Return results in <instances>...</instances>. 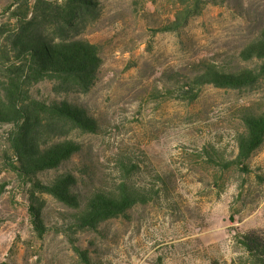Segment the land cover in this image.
<instances>
[{
  "label": "rangeland",
  "instance_id": "rangeland-1",
  "mask_svg": "<svg viewBox=\"0 0 264 264\" xmlns=\"http://www.w3.org/2000/svg\"><path fill=\"white\" fill-rule=\"evenodd\" d=\"M16 1L0 0V25ZM214 1L220 4H209L180 32L159 33L171 19L165 0H97L98 19L83 35L103 57L91 91L58 93L47 81L32 92L79 104L99 123L97 134L74 132L84 153L61 172L89 157L94 172L87 182L113 188L125 158L138 166L131 184L154 199L70 238L62 220L68 209L47 196L49 231L40 238L24 182L10 168L12 126L1 125L0 264H85L76 244L92 264H252L240 239L264 234V146L246 162L248 171L224 164L238 156L241 111L264 109V77L242 90L207 86L193 102L168 94L177 95L201 62L229 70L258 65L240 53L264 28V0Z\"/></svg>",
  "mask_w": 264,
  "mask_h": 264
},
{
  "label": "trees",
  "instance_id": "trees-1",
  "mask_svg": "<svg viewBox=\"0 0 264 264\" xmlns=\"http://www.w3.org/2000/svg\"><path fill=\"white\" fill-rule=\"evenodd\" d=\"M171 19L159 33H178L203 13L214 0H165ZM9 21L0 25V126L11 125L8 146L11 170L24 182L29 216L40 238L49 231L45 221L46 197L64 205L63 230L70 237L84 231H98L101 225L126 217L138 205H148L154 197L143 187L131 184L137 165L119 159L120 181L113 188H98L88 179L94 172L90 158L82 167L65 169L84 153V145L74 132L97 134L99 123L87 109L69 100H43L34 87L51 81L63 94L91 91L103 65L99 45L83 35L98 19L97 0H17L9 7ZM254 68L225 69L201 62L197 73L175 95L182 101L197 100L207 86L242 90L256 86L264 77V28L241 51ZM244 131L238 136V156L222 163L227 168L243 165L264 146V109L241 111ZM215 164H219L215 161ZM93 169V171H92ZM45 178L46 176H49ZM240 243L252 264H264V234L242 235ZM74 251L83 263L92 264L89 253L79 245ZM214 264H220L216 262Z\"/></svg>",
  "mask_w": 264,
  "mask_h": 264
}]
</instances>
